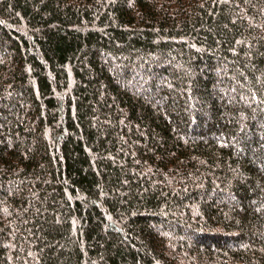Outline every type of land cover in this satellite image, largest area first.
<instances>
[{"label": "trees", "instance_id": "trees-1", "mask_svg": "<svg viewBox=\"0 0 264 264\" xmlns=\"http://www.w3.org/2000/svg\"><path fill=\"white\" fill-rule=\"evenodd\" d=\"M0 264H264V0H0Z\"/></svg>", "mask_w": 264, "mask_h": 264}]
</instances>
